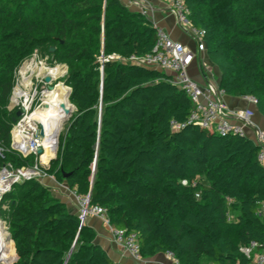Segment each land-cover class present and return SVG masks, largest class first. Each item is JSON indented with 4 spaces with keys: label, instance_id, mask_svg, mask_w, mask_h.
Returning <instances> with one entry per match:
<instances>
[{
    "label": "trees",
    "instance_id": "trees-1",
    "mask_svg": "<svg viewBox=\"0 0 264 264\" xmlns=\"http://www.w3.org/2000/svg\"><path fill=\"white\" fill-rule=\"evenodd\" d=\"M185 2L206 32L221 88L255 96L264 115V0ZM156 33L122 0H0V167L37 161L11 148L19 117L9 105L19 66L47 50L68 66L64 81L76 108L45 170L91 193L114 227L137 232L144 257L171 251L179 264H247L241 248L264 245L260 147L248 136L189 123L193 103L171 76L129 61L153 52ZM1 213L9 214L14 264H122L39 179L14 184ZM13 258L11 248L3 262Z\"/></svg>",
    "mask_w": 264,
    "mask_h": 264
},
{
    "label": "built area",
    "instance_id": "built-area-1",
    "mask_svg": "<svg viewBox=\"0 0 264 264\" xmlns=\"http://www.w3.org/2000/svg\"><path fill=\"white\" fill-rule=\"evenodd\" d=\"M164 1L172 6L179 25L193 37L197 43V49L194 50L188 45L175 40L164 27L155 25L157 33L156 45L153 52L144 56L133 55L129 61L165 71L171 76V81L177 84L193 103V108L189 116V123L201 126L221 135L240 134L247 136L246 128H252L255 131L253 140L260 147L259 159L264 163V129L260 128L253 121L254 111L242 108H229L222 99L223 95L226 94L224 89L213 82H207L205 85H202L190 73L193 62L199 57L201 52L206 51L205 30L193 24L191 20V11L185 0ZM143 13L145 14L146 11H143ZM110 58L119 59L120 57L113 55L110 56ZM29 59L30 60L25 61L19 69V78L10 99V110H23V114L19 117L12 130L11 148L20 152L23 156L35 154L41 159V154H38V150L42 148L44 151V135L41 133L44 128L39 121L34 120V124L31 123V117L37 110L46 108V104H49V102L46 101V91L53 90L49 88V85H53L56 88L59 82H56V78L53 77L51 72L41 74L43 71L40 70V68H43L45 71L50 67L47 63L38 61L35 57ZM103 60L106 59L104 58ZM28 62H31L39 68L37 72L33 73L32 70L27 72L26 76L32 75L30 85L24 83L25 76L22 70L24 65ZM47 75L52 76L51 82H46L45 77ZM41 77L46 87L41 92L43 98H38L40 92L39 87L36 86L33 88V86L34 79ZM18 87L28 95L24 94L15 100L16 89ZM68 87L70 88V86ZM244 97L257 104L255 96ZM172 125L177 129L182 127V125L176 121H173ZM24 148H28L30 153L25 154L23 152ZM5 151V146L0 144L1 157L5 156ZM94 167L95 164H93V169ZM45 169L47 168L42 165L39 159H37L33 166L18 169H15L11 163L5 164L0 171V175L3 171L8 172V178L11 182L6 189H0V204L4 198H2V196L8 194L12 190L14 184L18 182L35 178L39 180L48 177L55 178V176L49 174ZM68 189L72 192L78 203L79 217L83 225L87 224V220L92 216L101 217L103 222L109 227L114 241L120 245L135 262H144L145 257L142 253L137 232H128L126 229L114 227L111 224L107 210L101 205L91 204V193L82 194L76 190ZM257 214L264 218V203L261 205ZM228 217L229 220H233L234 215L232 211L229 212ZM241 250L248 258L247 264H264V245L253 241L243 246ZM167 254L171 256L175 262L179 263V260L174 256L173 252L168 251ZM237 264L240 263L238 262Z\"/></svg>",
    "mask_w": 264,
    "mask_h": 264
},
{
    "label": "crops",
    "instance_id": "crops-1",
    "mask_svg": "<svg viewBox=\"0 0 264 264\" xmlns=\"http://www.w3.org/2000/svg\"><path fill=\"white\" fill-rule=\"evenodd\" d=\"M131 10L146 11L145 15L153 21L155 25L164 27L177 41L188 45L192 49H197V43L193 37L187 33L178 23L177 17L173 12L172 6L164 0H122ZM190 73L202 85L207 82H213L220 86L222 74L218 66L210 59L207 51L199 54V57L193 62ZM221 87V86H220ZM223 102L231 109H250L254 111L253 121L260 128L264 129V115L260 112L256 103L251 102L244 96H234L224 94ZM247 136L254 139L255 131L252 128H246ZM44 181L53 191L54 195L59 197L75 214H79V206L72 192L68 189L66 182L56 178H44ZM45 184V185H46ZM87 224L97 233V242L101 244L110 254L113 260L122 264H179L166 253H159L154 256L145 257L143 263L135 262L129 254L118 245L111 234L109 227L103 222L101 217L92 216L87 220Z\"/></svg>",
    "mask_w": 264,
    "mask_h": 264
},
{
    "label": "bare ground",
    "instance_id": "bare-ground-1",
    "mask_svg": "<svg viewBox=\"0 0 264 264\" xmlns=\"http://www.w3.org/2000/svg\"><path fill=\"white\" fill-rule=\"evenodd\" d=\"M39 68L37 66L33 65L31 62H28L23 67V75L24 77V83L26 85H30L31 77L26 76L27 72L29 70H32L33 73L37 72ZM40 70L43 71V68H40ZM41 71V72H42ZM46 72H51L53 74V77L58 79L59 77H63L66 72V69L63 68L60 65L56 66H50L45 71H43L41 74H45ZM46 101L49 102V106L40 110H37L33 116L31 117V123L34 124L35 121H39L43 128H44V149H47L45 146V141L49 140L51 137L56 136L64 127L65 120H66V114L64 110L60 107V104H65V106L71 110L74 109L73 105L71 104V101L69 99L68 93H69V87L64 84L63 82H59L57 87L53 90L46 91ZM24 94L28 95L26 92H24L19 87L16 89L15 94V100L20 96H23ZM59 137V136H58ZM8 172L3 171L0 175V189H6L11 180L8 178ZM5 223L2 220L0 216V262L3 261L2 257L6 256L9 252V234L6 230Z\"/></svg>",
    "mask_w": 264,
    "mask_h": 264
},
{
    "label": "rangeland",
    "instance_id": "rangeland-1",
    "mask_svg": "<svg viewBox=\"0 0 264 264\" xmlns=\"http://www.w3.org/2000/svg\"><path fill=\"white\" fill-rule=\"evenodd\" d=\"M47 50H42V49H37L35 52H34V54L31 56V57H29V58H32V57H35V58H37L36 60H38V61H43V62H45V63H47L48 64V66H56L57 64L58 65H60V66H62L63 68H65L66 69V72L64 73L65 75L63 76V77H59L58 79H56V82L58 83V82H63L64 81V79H65V77H66V75H67V73H68V66L66 65V64H64V63H57V62H55V61H52L53 59H52V56L51 55H49L47 52H46ZM29 58H27V59H25L23 62H22V64L19 66V68L17 69V72H16V83H17V80H18V78H19V69L22 67V65H23V63L25 62V61H27V60H30ZM44 71V70H43ZM16 83H15V85H16ZM36 86H38L39 87V90H40V92H39V94H38V98L40 97V98H43V96H42V90L46 87L45 85H44V82H42V77L41 78H36V79H34V86H33V88H35ZM15 87V86H14ZM33 91V90H32ZM66 129H67V123L66 124H64V127H63V129L59 132V134L60 135H58L59 136V139H58V137L57 138H54V137H51L49 140H47V141H45V146L47 147V149H44V154H46L45 155V157H44V159L41 161V159H40V157H38L37 155V157H36V160L37 159H39L40 161H41V163H42V165L43 166H45V168H49L50 167V165H51V162H52V160L53 159H55V158H53V159H51L50 158V155H51V153H56V142H57V139L59 140V142H60V138H61V135H62V133H64L65 131H66ZM57 157V156H56ZM50 161V162H49ZM13 165V164H12ZM14 166V168L15 169H18V168H23V167H29V166H21V167H18V166H16L15 164L13 165ZM2 170V166L0 167V171ZM185 184H187L188 183V181L187 180H184L183 181ZM195 182V181H194ZM43 183L44 184H46L44 181H43ZM47 185V184H46ZM48 186V185H47ZM27 190V189H26ZM52 193H53V191H52ZM54 194V193H53ZM236 211H232V214L233 215H236ZM0 216H1V218H2V220L4 221V223L6 224L5 225V227H6V230H7V232H8V234H9V240H8V244H9V251H10V249L12 248L13 249V251H14V258L11 260V261H8V262H3V261H5L6 260V256L4 257H2V259H3V261H2V264H14L15 262H16V260H17V255H15V248H14V244H15V242H14V240L12 239V233H11V231H10V223H9V214H7V213H5L4 215L1 213L0 214ZM7 261V260H6ZM211 262H209V261H207V263L206 264H210Z\"/></svg>",
    "mask_w": 264,
    "mask_h": 264
},
{
    "label": "water",
    "instance_id": "water-1",
    "mask_svg": "<svg viewBox=\"0 0 264 264\" xmlns=\"http://www.w3.org/2000/svg\"><path fill=\"white\" fill-rule=\"evenodd\" d=\"M56 50V48L55 47H51L50 48V51L51 52H54ZM45 80H46V82H51L52 81V76H50V75H47L46 77H45ZM63 83L64 84H66L65 83V81H63ZM49 88L50 89H54L55 88V86H53V85H49ZM71 87L69 88V93H68V96H69V99H70V95H71ZM72 105H73V107H74V109L73 110H71V109H69V108H67L66 106H65V104H60V107L64 110V112H65V114H66V120H65V124L66 123H68V121L71 119V117H72V115H73V112L75 111V105L73 104V103H71ZM49 106V104H46V107H48ZM23 114V110H18L17 111V117H20L21 115ZM17 119L15 118L14 119V121H16ZM41 133H42V135H44V129H42V131H41ZM60 135V134H59ZM58 139H59V137H58ZM57 139V142H56V154H55V156L54 157H52L51 159H53V158H56V156H57V153H58V151H59V140ZM23 152L25 153V154H29L30 153V150L28 149V148H24L23 149ZM43 153V149L41 148V149H39L38 150V154L40 155V154H42ZM70 176V174L69 173H66L65 174V177L66 178H68ZM24 181H21L20 183H23ZM4 196H2V198H3ZM0 264H2V262H0Z\"/></svg>",
    "mask_w": 264,
    "mask_h": 264
}]
</instances>
